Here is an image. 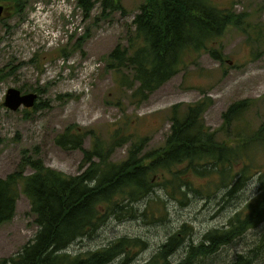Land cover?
Segmentation results:
<instances>
[{"label": "rangeland", "instance_id": "1", "mask_svg": "<svg viewBox=\"0 0 264 264\" xmlns=\"http://www.w3.org/2000/svg\"><path fill=\"white\" fill-rule=\"evenodd\" d=\"M144 1L122 0L125 12L109 17L103 16L97 5L86 17L76 0H25L18 14L8 4L10 0H0L11 7V14L0 23V179L19 169L24 157L39 158L68 176L80 174L86 166L84 152L66 150L56 143L68 127L87 135L85 150L92 147L90 133L105 143L117 132L130 139L113 152L111 161L115 162L125 159L132 142L145 137L150 139L148 150L159 148L170 130L172 107L204 97L212 100L205 116L212 131H220L223 114L243 100L253 105L245 123L258 128L264 120V0H219L222 6L243 15V28L230 27L201 54H188L177 76L146 103H133L131 92L107 67L108 56L119 44H125ZM211 50L223 61L211 55ZM11 88L37 93L35 106L16 112L4 107ZM257 162L264 165V154L258 155ZM206 181L198 180L195 185L206 186ZM256 182L251 180L229 202L220 199L221 191L211 201L195 198L188 206L166 198L158 189L137 206L141 213L150 205L145 216L112 219L91 238L73 244L70 251H92L124 238L144 239L147 248L132 252L129 264H147L168 235L178 232L183 224L191 225L196 245L208 231L223 228L255 197ZM38 229L31 203L21 193L15 217L0 225V260L15 256ZM259 245L263 250L255 264H264V224L224 246L203 264H229ZM186 249L187 244L171 261L182 259ZM124 262L118 259L112 264Z\"/></svg>", "mask_w": 264, "mask_h": 264}, {"label": "trees", "instance_id": "2", "mask_svg": "<svg viewBox=\"0 0 264 264\" xmlns=\"http://www.w3.org/2000/svg\"><path fill=\"white\" fill-rule=\"evenodd\" d=\"M10 1L6 3L15 7L16 14L21 13L25 0ZM76 1L86 17L97 5L103 16L125 12L122 0ZM230 27L243 28V15L222 6L219 0H145L125 44H119L108 56L107 67L131 92L133 103H146L182 71L188 54H201ZM210 54L223 61L217 51ZM211 104L212 100L204 97L195 103L174 105L164 145L148 150L149 137L139 139L119 162L111 161L113 152L130 139L117 132L105 143L90 133L92 147L85 150L87 135L68 127L56 143L66 150L84 152L86 166L76 176L48 167L39 158L24 157L19 169L0 179V225L15 217L23 193L39 229L32 241L0 264H112L118 259L129 264L132 252L147 248L144 239L124 238L87 252H71L70 248L91 238L112 219L145 216L150 205L141 213L137 206L158 189L166 198L188 206L195 198L211 201L221 191L220 199L229 202L253 179L258 186L255 197L223 228L208 231L196 245L191 225L183 224L178 232L168 235L147 264H203L224 246L263 225L264 165L257 157L264 154V120L256 129L245 123L253 105L243 100L223 114L222 129L212 131L205 122ZM198 180H207V185L197 188ZM185 244V256L171 261ZM262 248L259 245L248 254H239L229 264H255Z\"/></svg>", "mask_w": 264, "mask_h": 264}, {"label": "water", "instance_id": "3", "mask_svg": "<svg viewBox=\"0 0 264 264\" xmlns=\"http://www.w3.org/2000/svg\"><path fill=\"white\" fill-rule=\"evenodd\" d=\"M6 5L0 4V23L11 14V7ZM37 99V93H22L19 89L11 88L6 93L3 105L10 111L16 112L21 107L26 109L33 108Z\"/></svg>", "mask_w": 264, "mask_h": 264}, {"label": "flooded vegetation", "instance_id": "4", "mask_svg": "<svg viewBox=\"0 0 264 264\" xmlns=\"http://www.w3.org/2000/svg\"><path fill=\"white\" fill-rule=\"evenodd\" d=\"M1 4H4V3H1ZM6 5V4H5ZM7 6V5H6Z\"/></svg>", "mask_w": 264, "mask_h": 264}]
</instances>
